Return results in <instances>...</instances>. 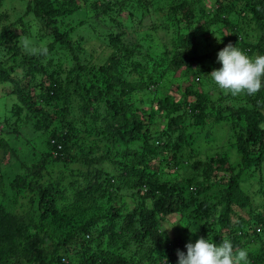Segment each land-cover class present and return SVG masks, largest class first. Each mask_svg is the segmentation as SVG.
I'll return each mask as SVG.
<instances>
[{"label": "trees", "instance_id": "16d2710c", "mask_svg": "<svg viewBox=\"0 0 264 264\" xmlns=\"http://www.w3.org/2000/svg\"><path fill=\"white\" fill-rule=\"evenodd\" d=\"M216 1L236 4L244 0ZM31 2L28 12L36 7L40 9L41 0ZM125 3L124 0L115 2V6L122 10ZM199 3L196 0L188 4L189 7L181 5L180 8L186 9L185 15L190 16L188 20L195 17L191 11L199 8ZM90 9L106 12L108 6L93 5ZM123 10L135 18L136 10L132 6L126 5ZM27 11L20 17L21 24ZM219 11L228 10L223 5ZM62 14L70 16L74 10L66 9ZM37 16L52 31L50 16H46L42 8ZM224 21L230 30L221 49L231 43L244 53L249 49L263 53L260 45L264 39V8L255 19V32L259 34L257 45L249 43L238 21L226 16ZM209 23L207 21L206 25ZM202 29L199 27L196 34ZM8 31L9 27L2 28L0 45H5L4 35ZM51 34L54 42H68L64 40L66 34H59L56 29ZM182 43L175 45L174 56L177 57L173 58L174 66L168 67L166 72L175 75L183 68L184 79L191 83L183 91L175 86L173 95L160 82L165 70L159 72L158 65L149 71L142 65L149 63L134 59L132 50L108 54L100 63L92 60L79 65L80 72L70 71L77 75V80L71 83L66 78L50 80L46 87L40 84L42 94L30 96V91L21 89L10 93L15 94L21 104L17 109L33 116V127L40 132L41 146L37 147V154L20 152L16 143L19 139L5 136H10L9 132L16 133L17 121H13L8 131L0 132V169L19 164L23 171L16 177L10 196L0 191L4 201L8 198L16 209H21V213L0 211V264H63L61 259L68 258L66 255L71 249L74 256L67 264H178L177 250L182 249L183 241L179 237L170 240L163 223L168 217L178 215L189 222L184 228L188 230L194 225V218H208L217 204L208 207L207 202L214 197L205 194L222 184L223 179L224 188H220L219 197L223 207L218 219L221 229L213 230L205 223L203 231L211 229L212 234L216 233L212 242L217 246L228 239L234 250L245 249L250 264H264V205L262 211L254 209L245 191L246 185H254L255 175L264 161V88L255 96L238 99L244 101L240 109L250 106L242 122L236 124L232 118L227 121L223 114L218 117L225 96L212 98L210 91L197 87L206 80L201 81L202 75H197L219 67V64L212 65L218 57H213L214 53L189 57V51L182 52V49L190 42L186 38ZM51 51L52 45L48 52ZM42 56L38 55L37 59ZM131 58L137 63L130 61ZM200 61H204L203 68L195 74L193 69ZM37 63L29 66L33 76L38 74ZM3 70L0 69L1 77ZM168 83L173 84L172 80ZM158 91L169 93L157 95ZM43 105L49 106L47 113ZM155 113L169 118L159 134L153 129ZM224 121L231 124L233 134L240 129L239 141L229 148L227 145L238 161L231 162L230 153L210 160L213 162L209 164L198 161L195 144L202 138L205 145H211L214 128ZM168 154L171 156L167 157ZM166 157L171 160L169 169L174 174L186 166L196 174L205 168L203 181L197 179L200 174L197 178L179 181L173 180L177 175L161 179L162 168H167ZM69 165L76 170L68 172L70 178L66 184L65 168ZM219 174V183L210 182V176ZM122 195L134 199L133 208L126 210L118 203ZM234 207L246 212L248 219ZM55 233L61 235L49 253L50 260L45 261L42 244L52 243Z\"/></svg>", "mask_w": 264, "mask_h": 264}, {"label": "rangeland", "instance_id": "374dc122", "mask_svg": "<svg viewBox=\"0 0 264 264\" xmlns=\"http://www.w3.org/2000/svg\"><path fill=\"white\" fill-rule=\"evenodd\" d=\"M31 1L0 0V33L3 27H9L8 33L4 35L5 45H0V69H4L2 71L4 78L0 76V132L8 131L11 128L10 125L17 121L16 133L9 132L10 136H5L10 137V139L15 136L16 140L19 139L16 143L20 152L24 154L38 153L37 147L41 146L40 132L34 130L35 121L33 116L28 111L17 109L21 104L15 94L10 93L21 89L25 92L30 91V96L42 94V87H46L50 80L61 81L69 78V83L77 80V75L72 74L70 71L80 72L79 65H85L92 60L95 63H100L106 59L108 54L114 52L116 54H124L132 50L135 56L134 59L142 63H149L142 64L149 71H152L151 69L158 65H160L159 72L165 70V75L160 82L173 95L175 86H178L183 91L184 87L191 83V80L189 83V81L186 82L184 79L183 68L177 70L175 75L166 72L168 67L174 66L173 62H175V59L173 58L177 57L174 56L177 53L175 45H183L182 41L187 38L190 45L186 46L185 44L182 52L189 51V57L198 58L210 53L211 55L214 53L213 57H218V53L222 50L220 48L222 41L230 30V26L224 21L225 16L230 18L231 21H238V24L244 28L249 43L257 45L259 34L255 32V19L258 18L264 8V0H244L236 4L218 3L216 0H199V8L191 11L194 13L192 16L195 17L188 20L190 16L187 17L185 15L186 9L180 7L183 3L187 6L196 0H124L126 2L125 6H132L136 10L135 18L132 19L126 10H123L125 6H123L122 10L115 6V2H122L123 0H41L40 9L36 7L32 12H28V5L30 3L33 4ZM93 5L96 7L107 5L108 10L106 12L101 11V9L92 10L90 7H93ZM223 5L228 10L227 12L222 13L219 11V7H223ZM41 8L46 16H50L52 31L56 29L59 34H66V38H64V40L68 39L66 44L58 41L54 42L50 27L47 29L42 24L40 17L37 16ZM66 9H73L74 14L70 16L62 14ZM25 10L28 15L25 16L21 24L20 17ZM217 19L222 21L218 22ZM207 21H210L208 25H206ZM199 27H203L202 32L196 34ZM262 36L264 37V34ZM22 37H28L32 41L33 46L46 47L48 51L52 45V51L48 52L47 56L37 59L38 55H30L23 49L21 45ZM174 41L178 44H175ZM260 48L263 50L262 54L255 49H249L246 53L250 57H254L257 54L264 55V39ZM134 59L131 58L130 61L136 62ZM35 61L38 62L35 66L38 74L33 76L30 73L29 66ZM203 64L204 61L197 63L193 69L195 74L201 71ZM213 64L216 65L214 67L219 64V67L209 71H202L197 75H202L201 81L206 79L197 87L204 91H210L212 98L220 95L225 96L222 107L218 110V117L223 114L227 121L232 118L236 124L237 121L242 122V120L246 119L245 113L250 106L240 109L244 101L238 99L243 96L232 97L231 95H225L214 84V88H211L210 82L212 81H210V78L205 77V74L209 76L214 69L218 70L222 67L221 63L218 62V58ZM170 80H172L173 84L168 83ZM40 84H43L41 88ZM70 85L72 86L73 84ZM165 92L169 93L168 91H158L157 95H163ZM40 100L38 98V101ZM48 109L49 106L43 105L44 113H47ZM155 109L156 106L152 109L151 114H153ZM10 111L15 113L12 115L13 112L11 113ZM206 113L209 114V112ZM153 117L152 119L156 125L153 129L154 131L157 130L156 134H159L165 129L164 127L168 123L169 118L164 119L158 113H155ZM224 122L214 128L213 136L215 138H210L212 140L210 142L212 143L211 145H205L206 141L202 138L195 144L198 146L197 149L199 151L198 161L209 164L222 157V154L233 152L232 148H228L230 144H235L236 141H239L238 133L240 129H237L236 134H233L230 130V127L232 128L231 124ZM169 156L171 155L168 154L167 157ZM167 157L164 160L167 163V168H162L161 179H172L174 175H177L173 180L179 181L181 179L197 178V175L200 174L197 179L201 182L203 181L205 168H202L201 172L196 174L189 166H186L178 174H174L169 169L171 160ZM212 159L213 161H210ZM230 161L233 163L238 161L234 153H230ZM260 165L259 173L255 175L254 185L251 187L249 184L246 185L245 191L248 192L250 199H252L253 208L262 211V205H264V193H262L264 191V161ZM70 170L74 171L76 167L69 165L65 168L66 184L70 178L68 174ZM22 173L23 171L19 169V164L0 169V191H5L7 196H10V189L14 185L16 177ZM220 177V174L210 176V182L219 183L218 179ZM220 188H224V179L222 184L216 185L205 194L214 197V199L212 198L207 202L208 207L217 204L216 208L209 212L208 218L202 220L194 218L192 220L194 225L190 226L188 230L184 228L189 222L186 218L180 219L178 215L168 217L163 223V229L170 240L177 237L182 239L183 247L182 249L179 248V251L186 254V244L192 243L194 245L200 238L205 240L210 238L214 241L216 233L212 234L211 229L203 231L202 227L205 223H208L213 230L221 229L218 220L223 207L221 200H219ZM192 189L191 187L190 190ZM121 197V199H118V203L124 205L126 210L134 207V199L127 196L124 197V195ZM233 209L239 212L238 214L245 220L248 219L246 212L238 210L236 207ZM0 211L21 213V209H16L12 201L8 198L4 201L1 196ZM193 216H196V214L193 213ZM235 220L236 217L233 218V221ZM59 235L61 234L55 233L52 243L42 244V247H44L42 248V257L45 261L50 260L49 253L54 250L53 244L58 242L59 238L57 237ZM255 244H258V242H255ZM66 256L68 258L65 257L66 262L63 264L72 261L74 249L69 250V254Z\"/></svg>", "mask_w": 264, "mask_h": 264}, {"label": "clouds", "instance_id": "9594fccd", "mask_svg": "<svg viewBox=\"0 0 264 264\" xmlns=\"http://www.w3.org/2000/svg\"><path fill=\"white\" fill-rule=\"evenodd\" d=\"M23 49L30 55H48L46 47L33 46L28 37L21 38ZM222 67L214 69L209 78L223 94L232 97L255 96L264 88V55L248 56L229 43L218 53ZM187 252L177 250L178 264H250L245 249H235L230 240L223 239L217 246L209 238H200L193 245L186 244ZM65 257V256H64ZM66 258H62L64 263Z\"/></svg>", "mask_w": 264, "mask_h": 264}]
</instances>
